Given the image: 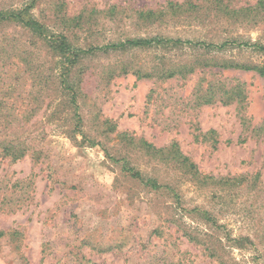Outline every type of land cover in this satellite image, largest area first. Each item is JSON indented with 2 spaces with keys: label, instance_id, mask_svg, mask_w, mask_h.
Segmentation results:
<instances>
[{
  "label": "rangeland",
  "instance_id": "374dc122",
  "mask_svg": "<svg viewBox=\"0 0 264 264\" xmlns=\"http://www.w3.org/2000/svg\"><path fill=\"white\" fill-rule=\"evenodd\" d=\"M220 1L247 10L0 0L49 33L66 14L74 46L181 40L86 54L61 85L47 41L0 23V142L18 147L0 146V264H264V75L223 66H264V51L205 46L264 45V3Z\"/></svg>",
  "mask_w": 264,
  "mask_h": 264
},
{
  "label": "trees",
  "instance_id": "16d2710c",
  "mask_svg": "<svg viewBox=\"0 0 264 264\" xmlns=\"http://www.w3.org/2000/svg\"><path fill=\"white\" fill-rule=\"evenodd\" d=\"M264 0H259V4H263ZM168 9L171 10V12L176 13L178 11V9L181 7V4L176 3V2H172V1H168ZM194 6V4H191ZM215 8L217 10H225L227 9L226 6L221 7V1L220 0H216L215 3ZM241 9V8H240ZM240 9H230V10H225L227 11L228 14H235L238 13ZM241 10H247V9H241ZM142 13V15H144L145 17H154L157 15V13L155 11H151V10H147L146 12H140ZM60 17V23H63L65 21V28H58V32L57 33H49L47 31V29L45 28L44 24L39 22L38 20H36L35 18L32 17H27V15H24L22 13V11H9L6 9H1L0 10V23L3 21H13L16 22L18 24H20L21 26L27 28L28 30H31L32 32H35L39 37H41V39L43 41H47L48 46L50 48H52L53 50H55V52H57L63 59V64L60 65V70L59 72H57V77L60 78V83L61 85L64 84V81L67 80V76L69 75V73L71 72L72 67L74 66V64L77 63V61L82 58L84 55L89 54V53H94L97 52L99 50H104L106 51L107 49L110 48H117V47H126V46H139V47H148L151 46L152 44H166V43H172V44H181V40L179 39H173V38H164L162 36H156V37H151V38H134V39H126L125 41L118 43V44H105V45H88L87 47H79V46H74L71 44V41H69V36L67 35V31H70L72 29H69V22L70 19L69 17L66 16V14H61V13H57L56 15H54V18H58ZM74 19V18H73ZM68 24V27H67ZM201 44L205 45L203 42H200ZM247 45V46H252L257 50L260 51H264V45L262 44H258V43H249L247 41L244 42H237L235 39H225L224 41H222V43L220 45H216L213 43H207L205 46L208 48H222L224 46H231V45ZM224 67H240L243 69H254L256 70L258 73H260L261 75H264V66H258V65H246V64H239V63H231V62H227L225 63V65H223ZM125 71L127 69H124ZM136 74H140L139 71H136ZM173 73L169 74L168 76H171ZM209 86H211V84H208ZM64 89H71L73 90V87L71 85H63ZM216 95V92H213L212 95L210 97H208L206 99V102H210L214 96ZM210 133H212V130H210ZM6 143V144H5ZM3 144H1L0 142V146L2 147L3 151H9L8 148H14L15 152L18 150V147H16L15 145H13L12 141H8L5 142ZM147 144V143H146ZM10 145V147H9ZM147 146L150 148H154L151 144H147ZM161 149H159L160 151ZM13 151H10V154ZM178 153V151L176 152ZM178 158H180V162L183 163H187L189 162V166L194 170V172H196V168L195 165L193 163H191L189 161V158L187 156H184L181 153H178ZM131 176L133 177H137V178H141L140 174L138 172H134L132 170L129 171ZM152 186L156 187V183L155 181H151ZM0 234H2V232L0 231Z\"/></svg>",
  "mask_w": 264,
  "mask_h": 264
}]
</instances>
